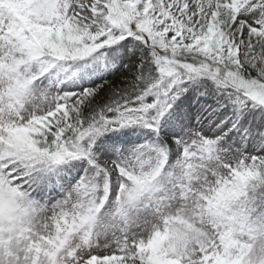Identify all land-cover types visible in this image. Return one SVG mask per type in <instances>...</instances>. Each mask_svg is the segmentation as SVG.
Wrapping results in <instances>:
<instances>
[{
    "label": "snow or ice",
    "instance_id": "obj_1",
    "mask_svg": "<svg viewBox=\"0 0 264 264\" xmlns=\"http://www.w3.org/2000/svg\"><path fill=\"white\" fill-rule=\"evenodd\" d=\"M0 264H264V0H0Z\"/></svg>",
    "mask_w": 264,
    "mask_h": 264
}]
</instances>
